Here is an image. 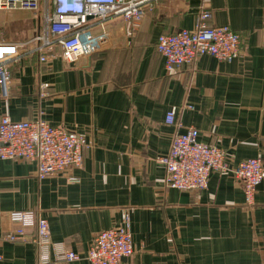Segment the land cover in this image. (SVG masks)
Segmentation results:
<instances>
[{"label": "crops", "instance_id": "0c3cea01", "mask_svg": "<svg viewBox=\"0 0 264 264\" xmlns=\"http://www.w3.org/2000/svg\"><path fill=\"white\" fill-rule=\"evenodd\" d=\"M202 8L208 23L240 35L239 56L204 54L167 71L157 36L192 28ZM108 25L111 47L65 62L53 46L43 62L31 43L22 45L40 30L39 16L0 9V41L20 43L0 116L39 117L86 138L82 165L59 176L39 177L34 161L0 160V264H90L84 256L94 236L117 225L127 227L134 249L120 264H264V180L247 206L232 175L211 172L199 191L172 189L158 161L173 135L192 127L230 165L249 157L264 164V0H158L134 27ZM173 107L180 125L164 120ZM13 210L47 220V262L35 228L22 240L4 239ZM56 247L80 258L60 260Z\"/></svg>", "mask_w": 264, "mask_h": 264}, {"label": "built area", "instance_id": "2783aa9c", "mask_svg": "<svg viewBox=\"0 0 264 264\" xmlns=\"http://www.w3.org/2000/svg\"><path fill=\"white\" fill-rule=\"evenodd\" d=\"M158 0H0V9L23 10L39 16L40 30L31 43L40 61L50 58L51 47L60 48L65 62L90 57L113 44L109 20L119 19L136 26L147 10ZM210 11L202 8L192 28L160 33L156 51L164 60L165 69L191 64L200 55L231 62L240 54V35L228 25L208 23ZM20 43L0 41V95L6 97L10 82L9 64L19 59ZM32 49H30L31 51ZM52 56V55H51ZM187 107L192 108L188 105ZM176 108L165 114V122L180 125ZM86 138L83 134L61 126H53L42 118L12 120L7 113L0 116V160L36 162L39 177L59 176L70 168L82 165ZM164 166L167 188L199 191L207 186L209 174H230L243 184L244 204L252 206L257 186L264 180V164L259 157H249L230 165L225 151L197 139V131L189 127L175 133L169 151L158 157ZM74 180V176L67 177ZM9 220L14 227L4 234L8 241L25 238L27 228H35L32 238L39 251V260L49 255V224L35 210H13ZM60 260H77L80 255L63 247L57 248ZM134 252L132 237L126 226L117 225L100 230L85 253L90 264H120ZM2 256L0 254V261ZM56 264H59L58 262Z\"/></svg>", "mask_w": 264, "mask_h": 264}]
</instances>
